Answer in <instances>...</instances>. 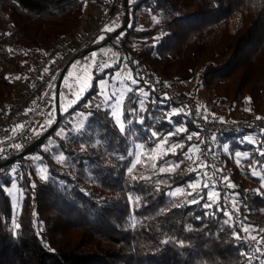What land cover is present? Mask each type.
I'll return each instance as SVG.
<instances>
[{
	"label": "trees",
	"instance_id": "obj_1",
	"mask_svg": "<svg viewBox=\"0 0 264 264\" xmlns=\"http://www.w3.org/2000/svg\"><path fill=\"white\" fill-rule=\"evenodd\" d=\"M117 1L122 27L123 0H0V108L17 93L16 79L25 80L38 58L80 29L88 2ZM126 1L121 43L108 39L137 80L122 103L124 132L96 88L120 68L117 60L93 74L67 111L56 106L48 127L0 156L1 166H18L22 194L15 209L6 191L13 178L0 180V264H264V244L257 243L264 238V132L215 136L206 153L227 179L215 184V206L205 208L206 187H191L199 172L191 148L199 141L202 148L201 132L184 111L172 115L181 110L177 101L159 102L164 96L146 87L135 64L170 85L194 80L220 107L264 115V0ZM145 13L151 22L140 27ZM76 111L87 114L77 130ZM54 122L39 144L7 162ZM160 140L175 146L154 158ZM136 143L144 151L133 164Z\"/></svg>",
	"mask_w": 264,
	"mask_h": 264
},
{
	"label": "rangeland",
	"instance_id": "obj_2",
	"mask_svg": "<svg viewBox=\"0 0 264 264\" xmlns=\"http://www.w3.org/2000/svg\"><path fill=\"white\" fill-rule=\"evenodd\" d=\"M129 2H131L132 0H128ZM121 6V5H120ZM97 13V12H96ZM94 14V13H93ZM97 16L99 17L100 20V24H98L97 27H92V30L94 31H98L97 33L94 34V31L91 30H86V34H92L93 42L97 41L95 40L96 37L99 38V40H104L107 36L110 35V32L108 31L109 29H111L112 27H114L115 23H117V26L112 29L114 30V34L111 36V38L115 36L114 41L116 42H120V40L123 38L124 34H123V27H120V24L122 22L121 17L119 15L112 14L111 17H108L109 14L108 13H97ZM89 17L88 15L85 13L83 16V25L89 23L88 22ZM140 22V27H146L150 24L151 19L149 17V15L147 13L142 14L141 18L139 20ZM99 23V22H98ZM104 25V27H102ZM107 28V29H106ZM103 33V35L101 37H99L97 34ZM85 35L84 32H80V33H76L72 35L71 39H75V42H72V45L76 47L78 46V41H77V36H83ZM68 39V38H67ZM68 39V40H69ZM68 40H63L60 41L58 43H65L66 46L68 48H71V46L69 47L67 42ZM109 40L106 41V43ZM93 46V45H92ZM100 47V46H99ZM111 48H114L111 44H106L104 47L102 46L100 49L96 50V52L94 54L89 55V57L85 60H83L84 64L81 65V59L80 60H76V66L77 67H73V70L68 72L67 76H65L64 80V87H61L59 89V93L60 95L58 96V94L56 93V87H57V81H58V77L55 78V80L53 81L51 87H50V91L47 95V97L45 98L42 106L40 107V109L38 110V112L34 115L33 119L30 122H27L21 126L16 127L14 130H12V132L10 133V135L6 138H4L3 140H0V156H7L11 153V151L16 148L17 145H22L25 140L33 135L35 133L36 130H38L37 128H41L42 129V124H43V120L47 117V113L48 111H51L55 109V107H62L64 110L65 107L69 106L74 100H76L77 98V94L78 91L80 90V88H85L84 84H88L90 83L93 74L98 71L95 69V63H96V53H102L104 55V59L101 62L102 65V69L106 66H110L112 65L114 62H116L117 60L122 62L121 66L126 65L125 63H123V60L119 58V56L121 55L120 53H118L116 56L115 55H111L109 53V50ZM72 49V48H71ZM74 49V48H73ZM86 49V48H85ZM84 49V50H85ZM83 50V51H84ZM81 54L83 53H79L76 52L70 59L69 61L66 63V65L64 67H67L72 60H74L77 57H80ZM40 58H38L39 60ZM36 60L34 62V64L38 61ZM87 65H91L92 66V74L88 77H85L83 74L84 70L82 68H80L81 66L86 67ZM120 66V67H121ZM125 70H122V68H119L118 70L112 72V73H106L104 74L103 77L97 79L96 81V88L98 90V93H104V95H100L101 98L103 99L104 102H106V104H108V106L111 109V113H115L116 117H119V122L116 121V119L114 118V120L118 123L119 127L120 124L122 123V103L124 100V97L126 95V93L129 91L130 86L132 84V80L133 77L131 76L132 74V70L129 68H123ZM71 70V69H70ZM129 70V71H128ZM27 76V75H26ZM60 76V74H59ZM89 82V83H88ZM170 82V81H169ZM194 80L189 81V82H182V83H172L171 85L179 92V93H183V94H191L192 96H196V98L199 99V102L201 103V107H200V111L202 114H205L207 116H211V117H216L218 119H235V118H239V119H246V118H252L255 117L257 115H253V114H247V112H243V111H231L225 107H220L218 104H213L211 103V101H207L206 99H204L200 94L199 91L197 89H194ZM171 83V82H170ZM27 84V77L24 80L23 78H18L16 79V85H17V93L14 94L13 99L9 100V104H12L13 102H16L19 97L21 96V94L23 93V90L25 89V86ZM79 86V87H78ZM79 89V90H76ZM195 93V95H194ZM147 91L144 90L142 91V96H146ZM106 97H114L110 100V102L106 101ZM209 108V110H207ZM2 109L3 107L0 108V119L2 117ZM208 111L210 113H208ZM175 112V111H174ZM86 113L83 111H76L73 114V128L75 130L80 129L84 123V120L86 118ZM51 118H54V115H51ZM45 127H48V125H46ZM60 133L62 132V130H59ZM195 137H197V135H195ZM246 141H250L252 142L254 140V135L253 134H248L245 137ZM141 143H136L134 145L133 148V155H134V161L133 164L136 163L142 156V153L144 151V148L141 147ZM175 146V144H167L165 143L164 140H160L157 141L152 152L151 155L156 158L158 156H160L161 154H164L167 150L173 149V147ZM191 153L194 154L193 159L195 158L196 160V167L199 169L198 172V176L197 179L191 183V187L197 190H200L201 187H205V185H207L206 189H207V194L209 196V194H212V199L216 198L217 196V192L218 190L216 189L215 184L219 183L221 184L224 181V177H222L219 172H220V167L219 165L215 162V167H214V171H213V177L214 179L212 181L209 180V176L205 170L206 168V161L204 160V157L202 155V150H201V143L200 141L198 143H196L192 148H191ZM34 164H37L36 159H33ZM39 172L42 174H44V168L42 166H39L38 168ZM214 182V183H213ZM262 185L264 186V179H262ZM7 193L11 196L12 202L14 204V208L18 209V205L19 202L21 200L22 194L20 192L19 187L17 186V181H16V177L12 180L11 185L6 188ZM255 237V235H252L251 237ZM256 238V237H255ZM255 241V239H252ZM260 253H262V250H260Z\"/></svg>",
	"mask_w": 264,
	"mask_h": 264
},
{
	"label": "built area",
	"instance_id": "obj_3",
	"mask_svg": "<svg viewBox=\"0 0 264 264\" xmlns=\"http://www.w3.org/2000/svg\"><path fill=\"white\" fill-rule=\"evenodd\" d=\"M92 34L77 36L78 46L75 49L68 48L65 43L55 44L47 54L40 58L27 73V84L19 99L13 104L2 109L0 119V140L8 137L12 130L27 122H30L34 115L42 106L47 97L50 87L56 77L62 72V69L69 59L78 52L83 53L85 48L93 45ZM122 40V39H121ZM121 40L119 43H121ZM111 55L120 53V59H126L120 49L111 48ZM95 69L101 70V62L104 59L102 53H96ZM136 73L141 78L149 90L158 95L167 96L177 101L181 109L191 117L192 123L197 127L202 135V152L206 161V172L209 180L212 181L215 167L214 160L207 155V149L213 142L215 136L220 133L229 131L248 130L253 133H260L264 129V115H259L260 120L256 117L246 119H218L207 116L200 111L201 103L196 96L191 94L179 93L167 81L161 82L154 72L148 70L141 62L136 61ZM154 89V90H153ZM19 169L15 164H5L0 166V180L7 176L13 179L18 175Z\"/></svg>",
	"mask_w": 264,
	"mask_h": 264
},
{
	"label": "crops",
	"instance_id": "obj_4",
	"mask_svg": "<svg viewBox=\"0 0 264 264\" xmlns=\"http://www.w3.org/2000/svg\"><path fill=\"white\" fill-rule=\"evenodd\" d=\"M120 4H121V1H117V2H114V4H109V5H104L103 3H99V2H88L87 4H86V14L88 15V17H89V19L90 20H88V22L89 23H87V24H85V25H83L82 24V26L80 27V29L79 30H77L74 34H76V33H80V32H84L85 34H86V30H91V31H94V30H92V27L94 26V27H97L98 26V24H100V20H99V17L97 16V13H108L109 14V16L108 17H111V15L112 14H117V15H119L120 16ZM97 12V13H96ZM94 13V14H93ZM99 22V23H98ZM117 26V23H115V25H114V27H112L111 28V31H112V29H114L115 27ZM102 27H104V25L102 26ZM107 29V28H106ZM109 31V30H108ZM111 31H109L110 32V35L109 36H107L104 40H99V38L98 37H96L95 38V40H97V43H96V45H95V47H93L92 46V48H95V49H93V50H91V51H89V52H85L86 50H88V49H85L84 51H83V54H81V56L80 57H77V58H75L74 60H72V62L66 67V69H65V72H64V74H63V77H62V79H61V81H60V85H59V87H56V93L57 92H59V89L61 88V87H64V83H65V81L66 80H64V78H65V76H67V74H68V72H70V71H72L73 70V67H77L76 66V60H80L81 59V65L82 64H84V62H83V60H85V59H87L88 57H89V55H91V54H94L95 52H96V48L98 47L99 49L103 46H105L106 44L108 45L109 43L107 42L106 43V41L114 34V33H111ZM98 32V31H97ZM96 31H94V34L95 33H97ZM99 37H101L102 35H103V33H100V34H97ZM75 42V39L73 40V39H69L68 40V42H67V44H68V46L70 47L71 45H72V42ZM100 46V47H99ZM71 48L73 49H75L76 48V44H75V46H71ZM98 48H97V50H98ZM80 55V54H79ZM80 68H82L83 70H84V73L85 74H83L85 77H88V76H90L91 74H92V66L91 65H87L86 67H84V66H81ZM120 68H122V70H125V69H123V68H127V69H129V67H128V65H123V66H121ZM71 69V70H70ZM129 71V70H128ZM61 74V73H60ZM131 76L133 77V79H135V76H134V74L132 73L131 74ZM59 77L60 76H58V80H59ZM89 78V77H88ZM57 83H58V81H57ZM89 83V82H88ZM185 84V83H184ZM86 85H88V84H86ZM86 85L84 84V86L86 87ZM79 87V86H78ZM81 89L82 88H80V90L79 89H76V90H79L78 91V94L76 95V96H79L80 95V91H81ZM58 94V96L60 95L59 93H57ZM66 108V107H65ZM61 109H63L62 107H61ZM207 110H209V108L207 109ZM56 113H57V107H55V109H53L52 110V113H51V111H48V113H47V117L43 120V124H42V129L41 128H37L38 130H36L35 132H38V131H41V130H43L44 128H46L45 126L46 125H49L50 123L49 122H52V118H51V115H56ZM208 113H210L209 111H208Z\"/></svg>",
	"mask_w": 264,
	"mask_h": 264
},
{
	"label": "snow or ice",
	"instance_id": "obj_5",
	"mask_svg": "<svg viewBox=\"0 0 264 264\" xmlns=\"http://www.w3.org/2000/svg\"><path fill=\"white\" fill-rule=\"evenodd\" d=\"M109 31H111V29H109ZM136 83H137V80L133 79V80H132V84H136ZM89 87H91V86H90V85H86L85 88H82L81 91H80V95L77 96L76 100H74L72 103H73V104H76L77 101L80 100V99L83 97L84 93L88 90ZM153 90H154V89H153ZM129 91H131V89H130ZM99 95H104V93H98V96H99ZM112 98H114V97H106V101H107V102H110V100H111ZM167 99H168L167 96L161 97L159 102H160L161 104H163V102H164L165 100H167ZM139 102H140L142 105H143V103H144V101H139ZM90 106H92V105H91V102H90ZM94 106L97 107V108H100V107H101L99 104H96V105H94ZM64 111H67V109H65ZM136 111H137V110H136L135 108H133V109H131L130 114H133V115H134V114H136ZM182 112H183V109H181L180 111L173 112L172 115H181ZM112 115H113V117L116 119V121L119 122V117H116V116H115V113H113ZM256 119H257V120H260L261 117H260V116H257ZM131 122H132V121H129V123H131ZM138 122H139V123H143V120L138 121ZM168 122L171 123V119H170V118H169V121H168ZM49 123H51V122H49ZM120 131H121L122 133L124 132V126H123V124H120ZM184 131H186L185 128H178V129H176V132H184ZM262 132H264V130H262ZM152 136H153V138H155V137H156V133L153 132V133H152ZM191 138H192L191 136L188 137L189 140H190ZM262 146H264V145H262ZM16 147L19 148L20 145H17ZM141 147H143V146L141 145ZM129 155H132V153H129ZM236 155L239 156L240 153H236ZM260 155H261V156H264V152H261ZM160 171L163 172L164 169L161 168ZM252 175H258V174H257L256 172H253ZM225 179H227V178H225ZM205 187H207V185H205ZM229 187H234V185H229ZM168 194H169L170 196H173V197L177 195L176 192H170V193H168ZM201 198H203V197H201ZM129 200L131 201V197H129ZM192 203H199V201H198V200H193ZM215 204H216V201H215L214 199H212V194H209L208 202L205 203L203 206H204L205 208L211 209V208H213V207L215 206ZM218 210L223 211V209H218ZM207 214H208V215H212L211 212H209V213H207ZM227 222H228V221L226 220L225 223H227ZM15 227H16V228H19L20 225H19V224H16ZM242 231L247 232V231H249V229H242ZM238 238H241V237H238ZM250 239H256V238L253 236V237H250ZM165 242H167V241H165ZM257 243H258V244H264V238H262L261 240H258Z\"/></svg>",
	"mask_w": 264,
	"mask_h": 264
},
{
	"label": "water",
	"instance_id": "obj_6",
	"mask_svg": "<svg viewBox=\"0 0 264 264\" xmlns=\"http://www.w3.org/2000/svg\"><path fill=\"white\" fill-rule=\"evenodd\" d=\"M123 2H124V7H125V12H124V24H123V26L122 27H124L126 24H127V21H128V11H127V1L126 0H123ZM93 47H95V45L93 46ZM86 49H88V50H86L85 52H89V51H91V50H93V49H95V48H92V46L91 47H89V48H86ZM65 69H66V67H64L63 69H62V72H61V74H60V77H59V80H58V83H57V87H59V85H60V81H61V79H62V77H63V74H64V72H65ZM55 127V122L45 131V132H43L41 135H39L33 142H31L29 145H27L21 152H19L18 154H15L14 156H12L9 160H7V162H9V161H12L13 159H15L19 154H23V153H25V152H27V151H29L30 149H32L34 146H36L37 144H39L40 143V141L53 129ZM1 166V165H0Z\"/></svg>",
	"mask_w": 264,
	"mask_h": 264
}]
</instances>
